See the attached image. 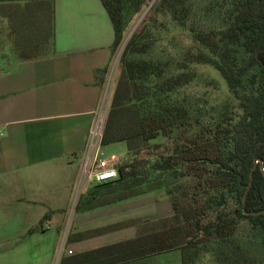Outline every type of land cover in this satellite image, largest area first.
Segmentation results:
<instances>
[{"label": "trees", "instance_id": "trees-1", "mask_svg": "<svg viewBox=\"0 0 264 264\" xmlns=\"http://www.w3.org/2000/svg\"><path fill=\"white\" fill-rule=\"evenodd\" d=\"M11 1L23 25L33 23L28 12L40 10L35 21L46 17L47 38L52 36L53 0ZM100 2L113 28L112 54L124 42L133 16L146 11L141 28L123 46L101 137V145L124 141L127 160L117 166V178L90 187L80 203L90 209L164 188L172 215L152 223L150 233L83 253L69 264H93L113 249L120 252L119 260L178 250L181 264H198L205 255L214 264H264V212L253 213L264 209V0H211L207 9L217 22L202 28L187 24L188 0ZM159 10L186 29L194 43L176 62L182 71L168 75L161 61L141 57L150 47L145 26ZM192 64L220 73L240 110L237 117L224 110L217 122L195 129L188 106L175 95L192 79ZM159 137L165 140L148 148ZM242 219L259 238L253 249L236 236Z\"/></svg>", "mask_w": 264, "mask_h": 264}, {"label": "crops", "instance_id": "crops-1", "mask_svg": "<svg viewBox=\"0 0 264 264\" xmlns=\"http://www.w3.org/2000/svg\"><path fill=\"white\" fill-rule=\"evenodd\" d=\"M16 11L18 38L0 36V264H69L150 233L152 223L172 215L171 203L156 196L160 190L90 209L80 203L90 184L76 192L112 58L113 28L102 3L53 0L50 38L46 17L35 21L40 10L26 25ZM35 34L46 43L44 53L20 55ZM174 251L119 260L113 249L102 259L181 264L178 256L169 261Z\"/></svg>", "mask_w": 264, "mask_h": 264}, {"label": "rangeland", "instance_id": "rangeland-1", "mask_svg": "<svg viewBox=\"0 0 264 264\" xmlns=\"http://www.w3.org/2000/svg\"><path fill=\"white\" fill-rule=\"evenodd\" d=\"M210 1L211 0H188L192 9L187 23L188 25L193 24L195 27L202 28L211 27L216 24V14L212 10L207 9ZM15 4L16 3L11 0L0 1V36L4 35L9 36L10 38H18V34L14 33V27L16 28L19 26L20 18L18 17L16 9H14ZM20 4H23V1H20ZM36 7L37 6L34 8ZM145 11L146 10L138 16H133L132 21L127 28L124 42L112 54L111 63L109 64L107 70H105L107 76L102 100L103 107L99 116V120L102 122L103 126L109 108L111 91L120 69L119 61L123 46L131 32L136 28L137 30L141 28L140 18ZM31 16L32 13L29 14L30 18ZM144 33L148 36L150 47L141 57L161 61L166 75H168V73H177L182 71V69H177L175 66L176 62L181 60L184 53L189 48L192 49L194 44L187 30L178 27L167 12L159 10L153 14L150 22L145 26ZM34 36H36V38L33 39V42L24 46L20 55L27 57L44 53L46 50V43L42 41L43 37H38L39 35L36 34ZM21 38H24L21 40L25 42L27 37L22 35ZM189 70L193 74L192 79L188 83L179 87L175 95L179 100L188 106L190 114L195 122L196 130L201 129L205 125L217 122L222 115L224 117V110L228 113L234 114L236 117L238 116L240 110L236 107V101L230 97L225 80L214 67L203 64H192L190 65ZM164 140L165 139L162 137L152 140L149 142L148 148L153 147V144L162 143ZM100 151L102 153V157L115 155L119 156L122 162L127 160V146L124 141L100 145ZM93 185L95 184L90 183L91 187ZM85 186L86 183L81 184L79 181L76 187V192L80 193ZM156 196L163 202H167L170 205L164 188L157 191ZM232 206L233 203L230 200L227 207L232 208ZM236 236L241 243L248 248L253 249L259 242L256 231L245 219L239 220ZM255 252H258V249L255 250ZM171 256L173 259L169 261L174 263V256H178L180 258V252L175 250L171 253ZM198 264H214V262L209 255H205L201 257Z\"/></svg>", "mask_w": 264, "mask_h": 264}, {"label": "built area", "instance_id": "built-area-1", "mask_svg": "<svg viewBox=\"0 0 264 264\" xmlns=\"http://www.w3.org/2000/svg\"><path fill=\"white\" fill-rule=\"evenodd\" d=\"M103 125L98 119L90 131L85 154L80 162V183H103L114 180L118 176L117 166L121 162L119 156L102 157L100 151ZM264 171V167H262ZM70 253V251H69Z\"/></svg>", "mask_w": 264, "mask_h": 264}, {"label": "water", "instance_id": "water-1", "mask_svg": "<svg viewBox=\"0 0 264 264\" xmlns=\"http://www.w3.org/2000/svg\"><path fill=\"white\" fill-rule=\"evenodd\" d=\"M147 9H148V8H147ZM143 15H144V14H143ZM143 15L141 16L140 20L142 19ZM140 20H139V21H140ZM254 169H255V166H253V167L251 168L250 173H249V183H248V185H247V187H246V189H245V192H244V194H243V206H244L245 201H246V194H247V192H248V190H249V188H250V186H251L252 175H253V171H254ZM260 212H264V209H263V210H259V211H254L253 213L257 214V213H260Z\"/></svg>", "mask_w": 264, "mask_h": 264}]
</instances>
